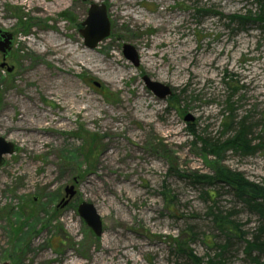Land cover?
<instances>
[{
  "label": "rangeland",
  "instance_id": "1",
  "mask_svg": "<svg viewBox=\"0 0 264 264\" xmlns=\"http://www.w3.org/2000/svg\"><path fill=\"white\" fill-rule=\"evenodd\" d=\"M112 1L120 17L110 0H66L46 12L0 0V28L13 35L4 60L0 54V137L17 147L0 166V264H186L175 240L188 229L199 256L214 252L209 240L225 241L205 215L210 194L243 233L257 223L227 188L194 185L185 175L210 173L214 162L194 144L188 124L216 136L231 92L239 116L261 121L264 29L228 17L264 8L257 0ZM91 4H104L110 23L94 48L79 33ZM51 39L74 49L52 52ZM124 44L136 50L137 66L123 56ZM143 76L170 86L179 104L158 99ZM64 77L73 95L54 87ZM23 112L30 122L43 118L38 142L7 127ZM253 136L264 144L259 127ZM222 165L264 184V148L228 152ZM82 201L96 209L101 235L78 214ZM123 242V254L104 249ZM223 256L225 264L247 263L237 239Z\"/></svg>",
  "mask_w": 264,
  "mask_h": 264
},
{
  "label": "trees",
  "instance_id": "2",
  "mask_svg": "<svg viewBox=\"0 0 264 264\" xmlns=\"http://www.w3.org/2000/svg\"><path fill=\"white\" fill-rule=\"evenodd\" d=\"M257 2L264 8V0H257ZM228 18L231 22L241 26L259 22L264 29L263 9L257 15L234 14ZM233 94L231 92L224 101L225 107L221 111L220 130L216 136H202L197 131L196 123L188 124L190 135L195 141L194 144L199 145L198 148L203 157L211 158L214 162L210 165V173H186L185 178L194 185L208 187L219 185L227 188L234 199L256 217L257 223L248 234L243 233L240 225L231 219V213L223 212L216 206L215 194H210L211 204L207 206L205 215L210 219L214 230L222 235L225 241L220 245L209 240V248H212L214 252L199 256L189 248L193 235L188 229L186 233H183L184 235L175 240V251L185 256L186 264H225L223 255L231 241L235 239L243 244L246 264H264V184L250 181L240 171L222 165L224 156L228 152L249 156L264 148V144L256 141L253 136L258 127L261 132H264V114L260 115L261 121L259 122H255L248 113L239 116L231 99ZM169 99L179 104V95L175 92H172ZM204 194L209 196V193ZM166 202L168 205L172 204L170 196H166Z\"/></svg>",
  "mask_w": 264,
  "mask_h": 264
},
{
  "label": "water",
  "instance_id": "3",
  "mask_svg": "<svg viewBox=\"0 0 264 264\" xmlns=\"http://www.w3.org/2000/svg\"><path fill=\"white\" fill-rule=\"evenodd\" d=\"M87 17L81 22V28L79 33L83 37L84 45L88 48L96 47L97 43L109 35L110 23L106 15V9L104 4H91L88 8ZM13 41V35L4 29L0 28V54L2 60L6 58L9 53ZM123 56L131 61L133 65H138V55L136 50L130 44H124L122 46ZM5 63H1L3 66ZM145 86L158 98L164 99L172 94L170 86L153 81L147 76L142 77ZM185 120H192V117L186 116ZM17 147L13 143L5 141L0 137V166L3 163V156L13 154ZM74 194L72 186L65 188V195L68 199ZM68 201L65 200L63 205ZM77 212L80 217L85 221L86 225L89 226L96 236L102 233V224L99 215L96 212L94 206L90 203L82 201L78 207ZM5 264V263H3Z\"/></svg>",
  "mask_w": 264,
  "mask_h": 264
},
{
  "label": "bare ground",
  "instance_id": "4",
  "mask_svg": "<svg viewBox=\"0 0 264 264\" xmlns=\"http://www.w3.org/2000/svg\"><path fill=\"white\" fill-rule=\"evenodd\" d=\"M25 1L29 3V5L32 9L37 10V11H44V12L56 10V9H59L60 7H63L66 5V0H25ZM110 3H112V5L115 7V16L120 17L121 16V9H122L121 6L112 0H110ZM47 45L50 46L51 47L50 50L52 52H55V53H58L59 49H61V50L68 49V53L72 52L74 49L71 46L67 47L66 42H59L58 39H51L49 41V43H47ZM41 81H42V84L44 87H46L47 89H50L51 86L47 87L48 86V80L46 79V77H42ZM54 87H56L57 89L58 88L61 89V95L62 96L73 95L71 93L73 86L67 79H65V77L62 78L60 84H57ZM69 101L72 103H76L75 99H69ZM82 108L87 112L89 110V108L87 106L82 107ZM82 108H79V109H82ZM88 114H91V113L88 112ZM42 120H43V118L42 119L37 118L36 120H32V122H30L28 120L26 114H24V112H23L22 115L18 114L14 118L13 124L8 125L7 127L12 132H15L16 134L21 136V138H23L24 140H28L31 142H38L39 140L42 139V136H40V131L43 128L38 127V125L42 122ZM106 158H108V156ZM91 184H92V186H94V183L91 182ZM126 246L127 245L123 242V243H119V245H117V246L105 245L104 249L106 251L111 250V252L113 254H123V251H124V249H126L125 248ZM72 264H76V263L72 262Z\"/></svg>",
  "mask_w": 264,
  "mask_h": 264
}]
</instances>
